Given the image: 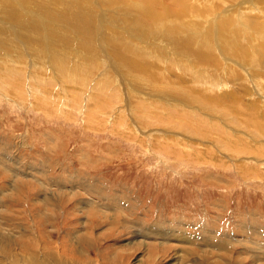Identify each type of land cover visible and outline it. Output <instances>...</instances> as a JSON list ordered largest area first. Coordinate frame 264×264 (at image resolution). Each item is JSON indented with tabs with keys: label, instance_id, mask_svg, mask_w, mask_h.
Masks as SVG:
<instances>
[{
	"label": "rangeland",
	"instance_id": "1",
	"mask_svg": "<svg viewBox=\"0 0 264 264\" xmlns=\"http://www.w3.org/2000/svg\"><path fill=\"white\" fill-rule=\"evenodd\" d=\"M183 1L0 0V264H264V0Z\"/></svg>",
	"mask_w": 264,
	"mask_h": 264
},
{
	"label": "bare ground",
	"instance_id": "2",
	"mask_svg": "<svg viewBox=\"0 0 264 264\" xmlns=\"http://www.w3.org/2000/svg\"><path fill=\"white\" fill-rule=\"evenodd\" d=\"M157 1H159V0H157ZM160 1H161V0H160ZM181 1H182V3L184 2L183 0H181ZM200 1H201V0H200ZM222 1H223V0H222ZM179 2H180V1H178V3H179ZM185 2H186L185 6L187 7L188 3H187V1H185ZM209 2H210V1H209ZM211 2H212V1H211ZM258 2H259V1H258ZM194 3H195V2H194ZM222 3H223V2H222ZM242 3H243V2H242ZM259 3H260V2H259ZM160 4H161V3H160ZM199 4H200V3H199ZM199 4H198V5H199ZM201 4H202V3H201ZM204 4H205V3H204ZM256 4H257V3H256ZM256 4H255V5H256ZM191 5H192V3H191ZM194 5H195V4H194ZM205 5H206V4H205ZM241 5H242V4H241ZM236 6H237V5H235V7H236ZM239 6H240V5H239ZM253 6H254V5H253ZM262 6H263V4H262ZM189 7H191V6H188L187 9H188ZM192 7H193V6H192ZM237 7H238V6H237ZM250 7H251V6H250ZM239 8H241V7H239ZM254 8H255V7H254ZM183 9H184V8H183ZM216 9H217V8H216ZM247 9H248V7H247ZM252 9H253V8H252ZM185 10H186V9H184V11H185ZM194 10H195V9H194ZM220 10H221V9H220ZM191 11H193V10H191ZM245 11H246V10H245ZM248 11H249V10H248ZM201 12H202V11H201ZM203 12H205V11H203ZM203 12H202V13H203ZM215 12H216V11H215ZM194 13H195V12H194ZM199 13H200V11H199ZM222 13H223V11H222ZM226 13H228V12H226ZM203 14H204V13H203ZM211 14H212V13H211ZM213 14H214V13H213ZM177 15H178V14H177ZM183 15H184V14H183ZM193 15H194V14H193ZM222 15H223V14H222ZM222 15H221V16H222ZM230 15H231V14H230ZM230 15H228V16L231 17ZM69 16H70V15H69ZM199 16H200V15H199ZM201 16H202V15H201ZM221 16H220V18L223 17V16H222V17H221ZM179 17H180V16H179ZM225 17H226V15H225ZM229 17H228V18H229ZM259 17H260V16H259ZM259 17H258V18H259ZM67 18H68V16H67ZM174 18H175V17H174ZM196 18H197V17H196ZM218 18H219V17H218ZM228 18H227V20L230 21L231 19H228ZM249 18H250V17H249ZM241 19H243V18H241ZM198 20H199V18H198ZM201 20H202V17H201ZM234 20H235V19H234ZM248 20H249V19H248ZM225 21H226V20H225ZM225 21H224L223 23H225ZM246 21H247V20H246ZM246 21H245V22H246ZM251 21H252V20H251ZM262 21H263V20H262ZM203 22H204V21H203ZM205 22H206V21H205ZM221 22H222V21H221ZM253 22H254V21H253ZM198 23H199V22H198ZM255 23H256V22H255ZM208 24H209V23H208ZM218 24H219V21H218ZM259 24H260V23H259ZM261 24H262V23H261ZM261 24H260V25H261ZM227 25H232V23L226 21L225 25H222V27H223V26H227ZM241 25H242V24H241ZM255 25H256V24H255ZM198 26H199V25H198ZM218 26H219V25H218ZM240 27H241V26H240ZM220 28H221V27H220ZM250 28H252V26H251ZM229 30H230V29H229ZM239 30H240V29H239ZM258 30H259V29H258ZM220 31H221V34H220V35L222 36L223 33H224V27H223L222 29H220ZM253 31H254V30H253ZM253 31H252V32H253ZM256 31H257V30H256ZM261 31H262V29H261ZM258 32H260V31H258ZM254 33H255V32H254ZM259 34H260V33H259ZM247 35H248V34H247ZM252 35H253V34H252ZM250 36H251V35H250ZM250 38H251V37H250ZM261 39H262V38H261ZM253 40H254V36H253ZM193 42H194V41H193ZM198 42H199V41H198ZM208 42H209V41H208ZM225 42H226V41H225ZM227 43H228V42H227ZM193 44H194V43H193ZM198 45H199V44H198ZM189 46H190V45H189ZM200 46H201V45H200ZM200 46H199V47H200ZM192 48H193V46H192ZM192 48H191V50H192ZM41 49H42V48H41ZM196 49H197V47H196ZM198 49H199V48H198ZM249 49H250V48H249ZM195 51H196V50H195ZM198 51H199V50H198ZM257 51H259V50H257ZM263 52H264V51H263ZM192 53H193V51H192ZM196 53H197V52H196ZM194 54H195V53H194ZM199 54H200V58H199V59H202V60H204V59L207 60V59H208V57L205 58V55H206V52H205V51L203 52V51L201 50V52H199ZM213 57H215V56H213ZM117 58H118V56H117ZM197 58H198V57H197ZM118 59H119V58H118ZM119 60H120V59H119ZM207 61H208V60H207ZM202 62H203V61H202ZM134 64H136V63H134ZM261 65H262V64H261ZM135 66H136V65H135ZM227 69H228V68H227ZM149 70H150V69H149ZM227 75H228V74H227ZM218 78H219V77H218ZM228 78H229V77H227V79H228ZM243 90H244V89H243ZM231 93H232V92H231ZM224 94H225V93H224ZM228 94H229V93H228ZM232 94H233V93H232ZM225 95H226V94H225ZM232 96H233V95H232ZM214 99H215V97H214ZM215 100H217V99H215ZM209 101H210V100H209ZM216 102H218V100H217ZM213 103H214V101H213ZM218 103H219V102H218ZM221 103H222V102H221ZM228 103H229V102H228ZM229 104H230V103H229ZM220 106H221V105H220ZM232 107H233V106H232ZM205 113H206V112H205Z\"/></svg>",
	"mask_w": 264,
	"mask_h": 264
}]
</instances>
